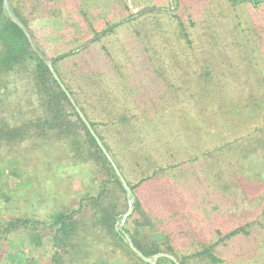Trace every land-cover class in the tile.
Returning <instances> with one entry per match:
<instances>
[{
  "label": "trees",
  "instance_id": "16d2710c",
  "mask_svg": "<svg viewBox=\"0 0 264 264\" xmlns=\"http://www.w3.org/2000/svg\"><path fill=\"white\" fill-rule=\"evenodd\" d=\"M43 1L51 0H30L31 6L27 0H9L40 51L55 60L57 74L131 187L135 210L120 228L128 210L120 177L0 0V76L34 62L43 112L20 125L2 121L0 144L54 131L69 144L76 165L91 173L93 185L74 205L35 217L7 213L6 204L13 198L0 185V264H9L1 252L17 232L48 241L51 257L45 264H100L103 259L110 264L116 258L120 264H149L131 250L125 233L148 257L169 253L181 264H264V166L251 160L264 159V58L255 57V65L248 68L232 62L244 58L253 36L264 54V0H224L233 8L248 5L242 15L252 24L248 42L233 35L243 24L229 20L218 25L235 39L238 57L235 52L232 57L231 44H219L216 29L209 28L204 43L203 34L193 29L208 25L205 0H191L183 12L182 0H171L172 10L155 7L137 18L134 8L118 0L133 18L125 23L126 33L107 48L105 40L119 24L108 22L98 32L89 22L85 37L103 36L81 51L73 49L85 38L70 33L69 18L60 17L65 16V4L45 5L42 13ZM45 18L64 24L50 34L65 41L60 48L51 47L34 29ZM90 100L100 114L92 111ZM113 189L124 194L123 206ZM195 201L217 211L218 227L212 232L195 226L201 222ZM22 264L44 263L28 256ZM156 264L175 263L161 258Z\"/></svg>",
  "mask_w": 264,
  "mask_h": 264
},
{
  "label": "rangeland",
  "instance_id": "374dc122",
  "mask_svg": "<svg viewBox=\"0 0 264 264\" xmlns=\"http://www.w3.org/2000/svg\"><path fill=\"white\" fill-rule=\"evenodd\" d=\"M125 1L136 11V16L133 18H137V15H148L155 7L157 9L161 7L165 9L169 8L170 10L175 7V2L172 3L171 0H149L146 3L142 0ZM27 2L28 6L32 5L29 3L30 0H27ZM203 2L205 5H202V7H205L207 16L209 17L208 25L199 24L196 25L197 27L194 26L193 29H197V32L199 31L201 36L203 34L201 37L202 43L206 41L205 34L209 31V28L210 30L212 28L216 29V32L220 33L219 36L218 34L216 35V38L220 37L218 39L219 44L223 45L225 42L229 45L231 44L233 47L230 48L232 57L233 52H235L234 56L238 57L239 55L234 50L235 43L233 41L236 39V41L248 42L247 35H252L251 30H249L252 24L247 23L244 16H242L248 12V5L240 4L237 8H233L224 0H205ZM60 3L65 4V7H61V9H64L65 16L61 15L60 17L69 18L72 27L70 33H81V36L85 38L80 44H77L73 51H77L88 42L92 41L93 43L95 39L98 40L103 36V33H101L95 38H86L87 31H89V22L94 24L98 32L104 30L108 26L106 25L108 22L110 24H119V28H115V32L110 33L105 40V45L109 48L118 37H122L126 33L125 23L133 19L129 17L130 12H126V7L118 3V0H55L54 2L51 0L50 2L43 1L42 4L50 7L55 4L58 8ZM181 3L180 10L183 12L188 8L191 0H182ZM46 6L41 7L42 10L40 12L45 13L43 8H46ZM155 16L156 14L149 15L151 18ZM229 20L233 21V25L243 24L238 31L233 32L235 39L229 36L228 32L226 33V27L218 26L222 22L224 25H228ZM51 23H54V26ZM34 25H36L34 29L40 32L42 39L45 40L46 38L47 44L49 39L51 47L56 46L60 48L63 46L62 42H65L63 39H61L62 41H58L55 40V37L50 36L53 30L55 31L64 27L62 22L58 24L45 18L36 21ZM65 39L71 40L66 38V36ZM158 40H161V38L158 37ZM247 45L249 46L246 48L247 52L244 58L238 59L239 63L232 60L233 66L237 67L238 65L248 68L255 65V57L264 58L261 45H258L257 36H253V42ZM252 45L256 52L251 50L252 48L250 47ZM42 46L44 47L43 44ZM114 55L119 57L116 53ZM123 59L127 61L124 57ZM34 65V62H31L28 67L17 68L13 72L4 73L0 76V123L7 121L12 125H20L30 119L35 120L43 113L40 107V97L33 78ZM260 65L264 71L263 60H260ZM253 79L256 78L253 77ZM89 102L93 109L92 111L100 114L99 110H95V104L92 100ZM55 134L54 131L47 134L35 132L27 139L18 143L12 145L0 144V185L13 198L6 204L7 213L12 216L22 214H26L28 217L43 216L57 209H62L65 206L74 205L81 197L90 194L93 190L91 173L86 175L83 172L85 166L82 164L76 165L78 161L74 156L72 157L69 144L64 140H60ZM251 160L252 162H259L264 166V159L251 156ZM15 172L18 173V176H15ZM129 178L133 181L136 180V177L132 175H129ZM112 194L119 200V204H122V206L125 204L123 199L124 194L119 189L117 191L113 189ZM194 203L197 210L195 215L201 221L200 223H195L197 229L202 232H212L215 230L218 227L216 224L218 215L217 211L213 209L214 206L211 205L207 208L203 202L195 201ZM225 211L228 214L231 213V209H225ZM239 212L237 211V214ZM38 236L34 235L30 239L23 232L10 235L8 241L3 244L1 252L5 261H8L9 264H22L25 258L31 256L45 264L51 257L50 245L47 240H43ZM158 237V234L150 235V238ZM178 239L180 243L187 242L186 238ZM117 259L112 260L110 264H120ZM103 260H100L99 263L105 264Z\"/></svg>",
  "mask_w": 264,
  "mask_h": 264
},
{
  "label": "water",
  "instance_id": "95a60500",
  "mask_svg": "<svg viewBox=\"0 0 264 264\" xmlns=\"http://www.w3.org/2000/svg\"><path fill=\"white\" fill-rule=\"evenodd\" d=\"M3 1H4V8H5L7 14L9 15V17L11 18L12 22H14L15 24H17L24 31V33H25V35H26V37H27V39H28V41L30 43V46H31L32 50L41 58V60L49 68V70H50L51 74L53 75L54 79L58 82V84L60 85V87L62 88V90L66 93V95L69 98L70 102L75 107L76 111L78 112L80 118L85 123V125L87 126V128L89 129V131L91 132V134L94 136V138L97 140L99 146L102 148V150L104 151V153L106 154V156L108 157V159L110 160V162L113 164V166H114V168H115L118 176L120 177L121 183H122L123 187L125 188V190L127 191V196H128V210L123 215L122 221L119 223L120 228L124 227V225L126 223V220L128 219V217H130L133 214L134 207H135L134 206V198L132 197L131 187L128 185L127 181L125 180V178L121 174L119 168L117 167V165L115 164V162L112 159L111 155L109 154V152L107 151V149L103 145L102 141L100 140V138L98 137V135L94 131L93 127L91 126L90 122L86 118L85 114L83 113V111L81 110V108L77 105V103L74 100V98L72 97L71 93L66 88L65 84L62 82V80L60 79L59 75L57 74V72H56V70L54 68L55 60L50 59L49 57H47L46 55H44L40 51V49L37 46L36 40L32 37L31 33L27 29V26L11 10L10 5H9V0H3ZM148 10H151V9H148ZM91 43H92V41L88 42L84 46L80 47L77 51H81V50L87 48L89 45H91ZM124 238H125L127 244L130 246L131 250L134 253H136L138 255V257L141 258L146 263L156 264L159 259L166 258V259L172 260L175 264H181L179 262V260L174 255L169 254V253H157V254H155L153 256L148 257L145 254H143L135 246V244L132 241V239L129 236V234L125 233L124 234Z\"/></svg>",
  "mask_w": 264,
  "mask_h": 264
}]
</instances>
